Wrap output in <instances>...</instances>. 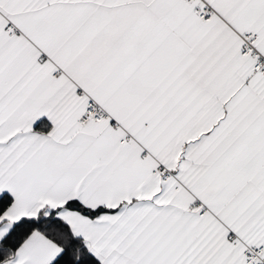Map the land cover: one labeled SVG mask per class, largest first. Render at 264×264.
Instances as JSON below:
<instances>
[{"label": "snow or ice", "instance_id": "snow-or-ice-1", "mask_svg": "<svg viewBox=\"0 0 264 264\" xmlns=\"http://www.w3.org/2000/svg\"><path fill=\"white\" fill-rule=\"evenodd\" d=\"M0 264H264V0H0Z\"/></svg>", "mask_w": 264, "mask_h": 264}]
</instances>
